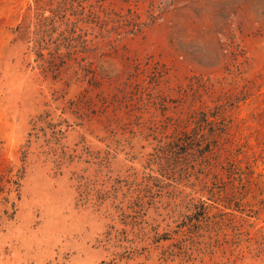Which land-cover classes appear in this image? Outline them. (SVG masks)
Wrapping results in <instances>:
<instances>
[{"label":"rangeland","instance_id":"rangeland-1","mask_svg":"<svg viewBox=\"0 0 264 264\" xmlns=\"http://www.w3.org/2000/svg\"><path fill=\"white\" fill-rule=\"evenodd\" d=\"M0 264H264V0H0Z\"/></svg>","mask_w":264,"mask_h":264}]
</instances>
